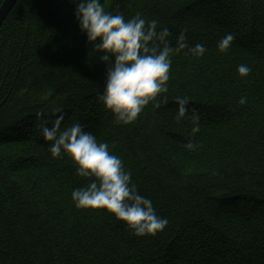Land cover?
<instances>
[{
    "label": "trees",
    "instance_id": "16d2710c",
    "mask_svg": "<svg viewBox=\"0 0 264 264\" xmlns=\"http://www.w3.org/2000/svg\"><path fill=\"white\" fill-rule=\"evenodd\" d=\"M101 2L125 20H157L173 46L186 30L207 51L174 53L159 107L115 124L98 99L106 65L80 30L77 5L18 0L0 28V264H264V0ZM227 33L235 39L221 53ZM177 97L189 107L179 122ZM60 112L62 127L79 123L122 159L167 218L163 231L137 237L107 210L75 206L71 193L88 180L71 157L53 158L40 132Z\"/></svg>",
    "mask_w": 264,
    "mask_h": 264
},
{
    "label": "clouds",
    "instance_id": "9594fccd",
    "mask_svg": "<svg viewBox=\"0 0 264 264\" xmlns=\"http://www.w3.org/2000/svg\"><path fill=\"white\" fill-rule=\"evenodd\" d=\"M77 5L75 18L80 30L91 44L93 53L106 65L105 84L99 101L113 114L115 124H132L150 103L159 107V101L168 93L169 73L174 53L203 56V44L190 45L181 30L175 46L170 43L168 27L155 19L146 20L140 13L125 20L122 13L106 11L101 0H72ZM235 36L227 33L218 42V50L227 52ZM251 69L238 65V73L246 77ZM179 122L189 112L188 99L176 98ZM247 102L241 96L238 103ZM59 112V110H57ZM191 132H200V115L191 109ZM64 114L60 112L50 122L40 125L43 138L50 142L53 158L71 157L76 174L88 183L73 189L71 195L79 209H104L126 223L137 237L155 236L163 231L167 218L157 215L151 199L141 195L132 181V173L125 169L122 159L109 151L106 142L83 129L79 123L63 126ZM195 147L191 139L184 145Z\"/></svg>",
    "mask_w": 264,
    "mask_h": 264
},
{
    "label": "water",
    "instance_id": "95a60500",
    "mask_svg": "<svg viewBox=\"0 0 264 264\" xmlns=\"http://www.w3.org/2000/svg\"><path fill=\"white\" fill-rule=\"evenodd\" d=\"M17 2L18 0H4L3 4L0 6V28Z\"/></svg>",
    "mask_w": 264,
    "mask_h": 264
}]
</instances>
